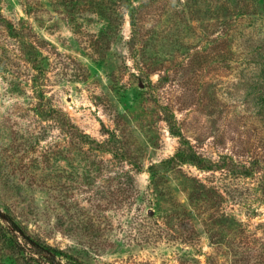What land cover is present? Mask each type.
I'll use <instances>...</instances> for the list:
<instances>
[{"label":"rangeland","instance_id":"rangeland-1","mask_svg":"<svg viewBox=\"0 0 264 264\" xmlns=\"http://www.w3.org/2000/svg\"><path fill=\"white\" fill-rule=\"evenodd\" d=\"M99 1L0 0L2 221L86 264H264V0H132L112 39ZM166 108L237 165L158 168L181 140ZM0 264H23L1 235Z\"/></svg>","mask_w":264,"mask_h":264},{"label":"trees","instance_id":"trees-1","mask_svg":"<svg viewBox=\"0 0 264 264\" xmlns=\"http://www.w3.org/2000/svg\"><path fill=\"white\" fill-rule=\"evenodd\" d=\"M122 6H125L127 9L129 7L132 8V0H100L99 3H92L91 5V8L94 9V7H96L98 15L106 20L107 23L104 27V33L107 34V38L109 39L117 35L122 24V17H124ZM128 13L131 16L133 25H135L136 18L133 10L130 9ZM0 17L4 19L2 14H0ZM7 26V29L12 31V34L17 38L19 43L21 45L25 44L23 45L24 50H27L28 45L27 53L30 54V56H37L34 42L25 41L24 35L21 33L22 31H20L14 23H8ZM42 105V103L38 105L40 112L44 111V114L53 118L59 116L62 123L68 125L67 132H70L71 135L75 136L76 133L78 136L87 135V133L82 131L65 112L63 113V111L52 105H45L43 108ZM165 114L173 134L179 136L181 140L177 151L171 157L158 162V168L191 163L202 170L216 171L224 168L233 169V165H237V161H234L233 156L223 155L220 159L215 160L202 153L181 130L174 126L177 121L175 114L172 112L170 113L167 108L165 109ZM112 142L113 147L111 148L114 155L121 159L131 161V154L122 148V142L120 144L118 140ZM106 143L109 144V140H107ZM154 166L155 165H153L152 168ZM243 168L242 172L244 174L247 175L252 173L250 166H244ZM262 189L264 191V181L262 183ZM6 219L7 223L3 222L0 217V235L8 246L15 253L20 255L23 264H86L70 251L51 245L42 239L41 236L33 234L13 213L6 212Z\"/></svg>","mask_w":264,"mask_h":264}]
</instances>
